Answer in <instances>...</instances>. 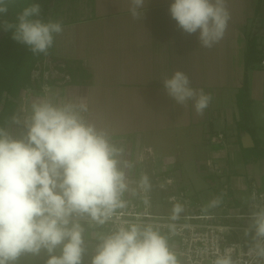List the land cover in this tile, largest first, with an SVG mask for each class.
I'll list each match as a JSON object with an SVG mask.
<instances>
[{
  "label": "crops",
  "instance_id": "0c3cea01",
  "mask_svg": "<svg viewBox=\"0 0 264 264\" xmlns=\"http://www.w3.org/2000/svg\"><path fill=\"white\" fill-rule=\"evenodd\" d=\"M55 3H51L48 20L56 21L57 14L69 11L65 7L57 10ZM170 3L171 0H146L143 18L133 19L129 0H92L84 17L75 21L58 19L64 31L55 37L50 49L51 58L68 67H79L87 77L57 86L51 93L65 98H86L94 118L99 112L101 115L105 111L115 112L116 123L121 124L120 131L112 132L113 139L125 149V158L128 161L131 157L139 158L150 149L153 162L154 158L162 162L153 168L167 177L177 178L174 184L178 190L191 197L196 195L205 211L212 210L208 205L218 192L220 182L229 184L232 197L237 204L243 205L248 200L249 181H255L264 190V68L257 61L244 64L248 38L255 37L257 51L264 47V26L259 25V19L264 18V0H227L231 13L228 29L224 38L210 49L199 44L198 33L189 35L177 26L169 13ZM251 16L254 21L246 28ZM258 16L260 18L256 20ZM223 54L229 66H221ZM177 70L189 76L193 88L211 93L212 103L203 115L195 112L191 101L186 106L174 105L175 101L166 94L163 80ZM222 80L226 81L221 83ZM29 108L30 104H27L25 110ZM180 110L182 114H178ZM128 112L132 113L130 118L140 124L144 118L153 119L154 123L158 121L161 130L146 132L140 129L126 141L124 136L129 134L132 126L123 121ZM142 112H150V116ZM26 114L25 111L22 118ZM107 114L106 118L111 119L109 112ZM5 130L15 138L22 136V130L17 131L13 125L8 124ZM207 130L224 136L225 143L219 151H212L206 144ZM142 138L156 141V145L153 149L147 146L141 153ZM199 139L207 152L202 146L193 153L186 152L191 150L189 144H197ZM183 144H188L186 151ZM208 159L218 162L220 175L208 173L205 165ZM190 160L194 162V170ZM138 163L133 159V167L126 170L134 192L144 174L141 172V177L135 179ZM167 165L179 169L168 174ZM183 182L196 191H189ZM171 189L169 187L168 194L174 188ZM131 195L127 194L125 199ZM152 212L171 213V208L166 202H154ZM83 226H86L83 264H90L97 244L95 237L105 233L99 225ZM26 255L20 258V264H27L24 263ZM47 256L46 252H41L29 264H42Z\"/></svg>",
  "mask_w": 264,
  "mask_h": 264
},
{
  "label": "clouds",
  "instance_id": "9594fccd",
  "mask_svg": "<svg viewBox=\"0 0 264 264\" xmlns=\"http://www.w3.org/2000/svg\"><path fill=\"white\" fill-rule=\"evenodd\" d=\"M16 0H0V27L26 45L33 55H47L61 21L43 20L41 5L24 7L14 22L2 19ZM146 0H129L133 19H142ZM169 13L186 34H197L199 44L212 48L225 36L231 13L227 0H171ZM168 97L198 115L212 103L211 93L193 88L189 76L175 71L163 80ZM20 138L0 128V264H19L23 255L46 252L45 264H83L85 222L113 229L97 234L90 264H180L161 226L124 219L130 188L126 170L131 167L125 149L113 139L107 125L92 115L86 98H65L50 93L30 102ZM19 124L21 120L14 118ZM142 186H147L143 178ZM219 197L209 202L215 208ZM182 211L174 209L173 220ZM244 230L252 244L243 264H264V206L250 213ZM174 231V225H169ZM237 246L217 249L212 264H239Z\"/></svg>",
  "mask_w": 264,
  "mask_h": 264
},
{
  "label": "built area",
  "instance_id": "2783aa9c",
  "mask_svg": "<svg viewBox=\"0 0 264 264\" xmlns=\"http://www.w3.org/2000/svg\"><path fill=\"white\" fill-rule=\"evenodd\" d=\"M258 52L260 56L258 65L264 68V47L258 48ZM32 72L37 74L35 79L41 77L44 80H52L54 84L58 83V86L63 85L65 81H70L65 63L49 56L44 57L42 64L35 66ZM45 85L48 84L45 82ZM21 130L23 135L25 132L23 120ZM205 133L209 145L217 148L223 139L222 133H209L208 130ZM209 165L210 162L207 163V166ZM213 173L220 175L219 172L216 173V169ZM172 181L170 177L165 178L167 188L171 187ZM159 187L165 189V186ZM144 189L145 187L138 182L135 194L126 199L128 206L122 210L123 218L160 225L163 234L168 236L169 244L177 254L180 264H212L217 249L222 252L224 248L231 245L237 246L233 258L239 264L250 259L246 253L253 242L252 234L246 236L244 230L250 223V213L256 210L257 206H264V190L255 181H249L248 200L243 205L237 204L234 200L227 183L221 184L214 196V198L219 197L221 203L210 211H205L201 203L190 198L185 191L179 190L177 193L172 190L165 200L171 208V213L157 214L152 212V203ZM177 206L182 208L183 213L180 212L177 219L173 220L174 209ZM85 224L90 227L98 225L92 222H85ZM169 225L175 226L174 231L169 230ZM99 226L105 234L114 227L112 222Z\"/></svg>",
  "mask_w": 264,
  "mask_h": 264
},
{
  "label": "rangeland",
  "instance_id": "374dc122",
  "mask_svg": "<svg viewBox=\"0 0 264 264\" xmlns=\"http://www.w3.org/2000/svg\"><path fill=\"white\" fill-rule=\"evenodd\" d=\"M53 1L56 2L55 4L57 6V10H58V8L60 10L63 7L67 8V10H69V11H66L65 14H63V15H61V14L58 15L57 14L56 15L57 17L55 16V18L57 20L60 19L62 21H75V20H77V19H79L81 17H84L85 11H87V9L90 8L92 0H52V3H53ZM51 6L52 5H50V7ZM259 18L260 17L258 16L256 18V20H258ZM46 20H48V19L46 18ZM253 21L254 20H253V18L251 16V18L248 20L246 28H248V26ZM256 23H257V21H256ZM259 25L264 26V18L259 19ZM255 30H256V27L253 28V32H255ZM241 33H243V32H241ZM1 35H2V33H0V36ZM19 53H20V49L17 48L15 55L18 56ZM46 57L48 58V56H46ZM228 63H229L228 59L227 60L224 59V54H223V58H222V60L220 62L221 66L224 67L226 64L229 66ZM41 64H42L41 60L35 62L33 69L35 68V66L41 65ZM32 71H31V73H29V83L28 84L21 83L19 80H17L15 78L16 81L14 82L15 83V88H14L15 89V93H14V95L13 94H9V93L7 94L5 92H3L2 95H1L2 100H1V103H0V109L2 108L4 101L11 102V104H14V108H13L12 114H11V116L9 118V123L8 124L10 126L13 125V127L15 129H17V131H21L22 121H21V123L17 124V123L14 122V118L22 120L23 119L22 116H23V114L25 112V106L27 104H30L31 100H33V99H35L37 97L45 95V89H48L50 93L54 92L55 91L54 90L55 87L58 86L57 85L58 83L57 84H51V85L47 83L48 85H45V82H47L49 80H44L41 77L39 79H35V76L37 74L35 72L33 73ZM224 81H226V80H222L221 83H224ZM68 82H70V81H65L64 84H66ZM115 91L117 92V89ZM114 96L115 95L113 94L112 97H114ZM116 99H118V97ZM173 104L177 105L176 102H174ZM108 112H109V116H112L111 119L110 118H106V115H108L107 114ZM108 112H106V111L103 112V115H101V113L99 112V114L96 116L95 119H97V121L100 122L101 124L107 125L110 128L111 132L116 133V132H118V130L120 131V129H119L120 127L119 126H120L121 123H116L117 120H115L116 118H114V116L116 114L115 112H110V111H108ZM122 113L127 114V112H122ZM128 113H129V115H127L126 118H123V121L126 120V123L130 122V124H132V126L130 127L131 130L129 128H126L127 130H130V132H128L129 134H126L124 136L126 141L131 139V138H133V135H137L139 133L140 129H144L146 132H152V131L153 132L154 131L159 132L161 130V127L159 126L160 124H157L158 121H156L154 123L153 119L144 118L143 120H140V122H141V124H140L133 117L130 118L132 113L131 114H130V112H128ZM142 113H146V114H148V116H150V112H142ZM174 114H175V117H176V112L175 111H174ZM178 114H182L181 110L178 111ZM142 122H146V123H142ZM173 123L177 124V122H175V121ZM153 124H155V125H153ZM126 126L129 127L128 124ZM174 131H176V128L174 129ZM20 133L21 132H19V134ZM178 137H179V135L177 136V138ZM204 140H205L207 145L210 144L206 140V138ZM200 141H201L200 139L197 140L198 146L195 143L189 144L191 150L188 149V144H183L186 147L185 151L187 149H188V151H186V152H190V153H193V151H197L199 146H202V147L204 146L202 144V141L201 142ZM224 143H225V138L223 136V139H222V141L220 142V144H219V146L217 148H212L210 145L209 146L211 147L212 151H214V149L219 151L224 146ZM155 145H156V141L151 142L150 140H146L145 138H142V142L140 143L139 147H140V150H141V153H142V152H144L143 151L144 148H146L147 146L152 148V146H155ZM203 149L205 150V152H207V150H208L206 147H203ZM147 152L149 154L145 153V155H139V158L137 157L136 159L131 157L129 162H130L131 165L133 163V159L136 160L137 162H139L138 165L136 166L137 175L135 176V179H139L141 177V172L144 173V174H142L143 175L142 178L146 177L147 178V182L150 183V185L147 184V186H144L145 187L144 190H145L146 194L149 195V201L154 205V202L155 203L165 202L167 194L169 192V187L167 188V184H165V178H167V176H165V174H161L160 172H158V170H155L153 168L156 165L157 166L160 165L162 163L161 160L154 158L155 159L154 160L155 163H154L153 159L150 156V149H148ZM184 162H186V160H184ZM208 162H210L209 166H207ZM193 163H194L193 160H190V166H191L192 170L195 169ZM205 165H206L208 173L215 174V173H213V171H214V169H216V173L219 172V174H221V168L218 165V162H216V161H214L212 159H208V160H206ZM132 167H133V165H132ZM166 167H167V173L168 174L169 173H173L174 170L178 168V166L170 167L169 165H167ZM212 168H214V169H212ZM144 171H146L147 174H145ZM151 171H152V173H151ZM148 174H152V175H148ZM181 175H182L181 177L184 179L185 176L183 174H181ZM171 177L174 178L173 181L175 182V180L177 178H175L174 176H171ZM259 177H261V176H259ZM173 181H172L171 187H172V189L173 188L174 189H173L172 192L176 191L178 193V191H179L178 187H176V183L174 184ZM176 182H178V181H176ZM185 182H183V185L185 187H187L189 189V191L194 193L196 191V189L194 187H192L191 185L186 184ZM218 184L220 186L223 183L220 182ZM161 185L165 186V189H160L159 186H161ZM157 190H158V192H157ZM188 196H190V195L188 194ZM190 198H192L194 200H196V198L198 199V197L196 195L193 196V197L190 196ZM182 213L183 212H181V214ZM84 227L86 228V226H84ZM33 257H35V256L26 255V257H25L26 260H25L24 263H26V262H27V264L33 263L35 261V259H37V256H36V258H33ZM47 258H48V256L44 258V263L47 260ZM44 263L42 262V264H44ZM19 264H20V262H19Z\"/></svg>",
  "mask_w": 264,
  "mask_h": 264
},
{
  "label": "trees",
  "instance_id": "16d2710c",
  "mask_svg": "<svg viewBox=\"0 0 264 264\" xmlns=\"http://www.w3.org/2000/svg\"><path fill=\"white\" fill-rule=\"evenodd\" d=\"M32 3H39L41 5L42 13L41 18L45 21L47 18L48 11L52 0H16V3L10 7L8 13L2 17V19L9 22L16 20V15L26 6ZM0 103L1 95L3 92L13 94L15 93V78L21 83H29V73L33 70L34 64L37 61H42L46 56L51 57L50 50L47 55H33L29 48L12 38V31H5L0 27ZM17 48L20 49L18 56L15 55ZM260 59L259 52L256 50V39L255 37L248 38L245 45L244 51V64L250 62H258ZM66 72L70 77L71 82H77L78 77L83 78L86 75L84 71L79 67H68L66 66ZM87 77V76H86ZM46 83L54 84V81L49 80ZM242 91V90H241ZM238 103V97H237ZM14 104L11 102H3V106L0 109V128H5L9 123V118L12 114Z\"/></svg>",
  "mask_w": 264,
  "mask_h": 264
}]
</instances>
